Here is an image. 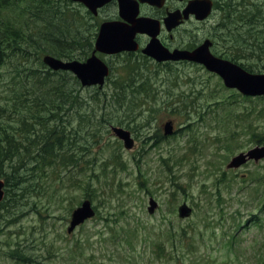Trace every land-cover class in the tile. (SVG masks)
Returning a JSON list of instances; mask_svg holds the SVG:
<instances>
[{
    "label": "rangeland",
    "instance_id": "obj_1",
    "mask_svg": "<svg viewBox=\"0 0 264 264\" xmlns=\"http://www.w3.org/2000/svg\"><path fill=\"white\" fill-rule=\"evenodd\" d=\"M226 1L232 11L221 7L216 19L190 22L164 41L194 47L206 34L215 54L264 72V17L250 24L231 16L238 2L239 13L259 16L260 0ZM115 14L108 5L94 21ZM139 38L144 46L147 36ZM80 54L63 59L89 56ZM98 54L111 67L106 83L81 86L62 116L76 135L65 146L78 150L73 166L25 155L22 188L10 180L0 203V264H264V157L228 166L264 144V96L243 95L198 63L157 62L141 50ZM167 121L176 131L164 136ZM112 125L132 132V148ZM85 199L96 213L69 232ZM184 203L192 212L181 217ZM17 248L26 261L13 255Z\"/></svg>",
    "mask_w": 264,
    "mask_h": 264
},
{
    "label": "trees",
    "instance_id": "obj_2",
    "mask_svg": "<svg viewBox=\"0 0 264 264\" xmlns=\"http://www.w3.org/2000/svg\"><path fill=\"white\" fill-rule=\"evenodd\" d=\"M232 4L226 1L224 10L232 11ZM70 5L69 0H0V178L5 179L6 195L12 178L18 189L25 182L19 172L25 155L44 165L75 163L78 150L65 146L76 135L70 124L64 127L62 116L76 104L81 84L76 76L67 77L68 71H53L42 60L48 53L72 58L77 50L79 57L93 51L96 16L81 4ZM225 18L230 16L226 13ZM12 252L26 261L20 248Z\"/></svg>",
    "mask_w": 264,
    "mask_h": 264
},
{
    "label": "water",
    "instance_id": "obj_3",
    "mask_svg": "<svg viewBox=\"0 0 264 264\" xmlns=\"http://www.w3.org/2000/svg\"><path fill=\"white\" fill-rule=\"evenodd\" d=\"M84 3L94 14L98 9L111 0H72ZM119 15L123 19L105 20L99 26L95 47L92 54L84 61L78 59H63L53 54H45L43 62L53 70H70L76 74L83 86L99 85L102 87L106 77L110 73L109 65L97 55V51L106 54H115L122 51H136L139 43L136 40L137 33H147L150 41L142 49L143 53L155 58L158 61L165 60H189L202 63L210 71L216 72L230 88H237L246 95H264V72L255 73L243 68L241 65L229 59L214 55L210 46L212 42L208 39L196 48L170 50L158 37L160 33L159 22L149 17L138 16V3L136 0H118ZM144 1V0H143ZM153 1V0H149ZM156 0H154L155 2ZM161 3V2H158ZM212 0H192L190 1L185 15L195 13L197 18L207 17L212 10ZM179 14L170 13L166 17V25L169 29L179 23ZM115 134L124 141L126 148H132L134 139L131 132L121 126H112ZM165 135L174 132L172 121L164 124ZM264 157V145H258L247 152L236 155L229 163V167H238L246 163L249 159L256 161ZM5 197V181L0 178V202ZM157 203L151 199L149 212H153ZM192 208L187 204L179 207L181 217L189 216ZM95 215V209L89 199L84 200L72 212V218L68 231H73L78 225Z\"/></svg>",
    "mask_w": 264,
    "mask_h": 264
},
{
    "label": "flooded vegetation",
    "instance_id": "obj_4",
    "mask_svg": "<svg viewBox=\"0 0 264 264\" xmlns=\"http://www.w3.org/2000/svg\"><path fill=\"white\" fill-rule=\"evenodd\" d=\"M136 1L138 3V8H139L138 15L139 16L149 17V18L155 19L159 22V26H160L159 38H160L161 42L167 48H169L171 50L175 49V48L194 49L196 46L203 43L205 40L209 39L212 42L210 49L213 52L212 48L215 44V40H214V38L209 37V35H206V34H204L201 37L200 43L194 47L193 46L183 47V46L170 45V43H167L164 41L162 36H163V34L166 33L169 35V37L173 38L175 36V34L180 29L186 28V26L190 22L206 23L209 20H211V18L216 19L220 8L223 7V9H224V6H223L224 2H221V0H212V2H213L212 10H211L210 14L203 19L197 18V15L195 13H190L189 15H185L184 11H185V9H187L190 1H192V0H156L155 2H154V0L152 2L149 0H144V1L143 0H136ZM158 2H161V3H158ZM259 3H260V6H258V4H253V5H256L255 7L258 8L257 12L258 11L260 12L259 16L257 14H253L252 12H250V13L244 12L243 13V11H240V13H239V9L242 7V5L244 6V2L243 3L238 2L237 4H235L236 6H235L233 13H231V16L236 15L234 18L236 20V22L243 21L244 23H249V22L253 23L254 21H259L264 17V15L262 13V10L264 7V0H260ZM112 4H114L117 8V14H115V17L113 19H120L119 1L118 0H112L108 4H106L104 7H106L108 5L110 6ZM104 7H102L99 10V13H100V11L103 10ZM175 12H177L179 14V16H178L179 23L176 26L169 29L166 25V22H165L166 17H168L170 13H175ZM240 23H242V22H240ZM140 35L147 36V43L149 42L150 37L146 33L138 34L137 35V41L140 39L139 38ZM140 45H141V43H140ZM141 46L144 47L143 45H141ZM167 62H171V61H167ZM176 62H179V61H176Z\"/></svg>",
    "mask_w": 264,
    "mask_h": 264
}]
</instances>
